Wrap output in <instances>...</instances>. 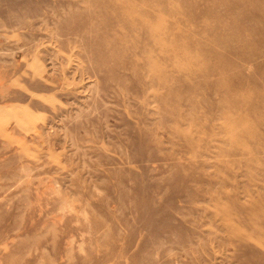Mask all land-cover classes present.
I'll list each match as a JSON object with an SVG mask.
<instances>
[{
    "label": "rangeland",
    "instance_id": "rangeland-1",
    "mask_svg": "<svg viewBox=\"0 0 264 264\" xmlns=\"http://www.w3.org/2000/svg\"><path fill=\"white\" fill-rule=\"evenodd\" d=\"M0 264H264V0H0Z\"/></svg>",
    "mask_w": 264,
    "mask_h": 264
},
{
    "label": "bare ground",
    "instance_id": "bare-ground-1",
    "mask_svg": "<svg viewBox=\"0 0 264 264\" xmlns=\"http://www.w3.org/2000/svg\"><path fill=\"white\" fill-rule=\"evenodd\" d=\"M147 12V11H146Z\"/></svg>",
    "mask_w": 264,
    "mask_h": 264
}]
</instances>
